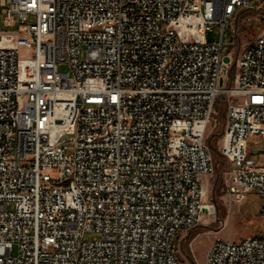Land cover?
I'll return each instance as SVG.
<instances>
[{
  "label": "built area",
  "instance_id": "1",
  "mask_svg": "<svg viewBox=\"0 0 264 264\" xmlns=\"http://www.w3.org/2000/svg\"><path fill=\"white\" fill-rule=\"evenodd\" d=\"M263 3L0 0L18 24L0 29V264H183L181 233L211 214L220 101L231 199L258 192L264 219L249 145L264 139V27L234 62L223 53L225 27ZM205 264H264V227L215 239Z\"/></svg>",
  "mask_w": 264,
  "mask_h": 264
},
{
  "label": "rangeland",
  "instance_id": "2",
  "mask_svg": "<svg viewBox=\"0 0 264 264\" xmlns=\"http://www.w3.org/2000/svg\"><path fill=\"white\" fill-rule=\"evenodd\" d=\"M3 17L4 15L0 13V29L10 32L18 29V24L12 27H5L3 25ZM35 21V16L31 15L27 23L32 24ZM236 27L238 29L237 34L234 32ZM263 27L264 3L260 10L242 11L237 20L229 22L225 27L223 53H232L234 62L236 53L247 42L258 35ZM208 37L211 41H219L220 27H210L208 29ZM233 41L234 45H232ZM60 70L66 71L67 67L62 65ZM235 74L236 70L234 69L231 75L234 77ZM223 105L220 101L215 106L213 119L216 121L212 122V130L208 136L209 146L212 144L215 148V150L210 148L213 159V172L202 178L204 201L207 203V208L210 209L211 214L202 217L198 223H202L201 225H196L181 233L178 249L183 264H205L207 248L214 238L239 241L247 236L259 233L264 227V219L260 214L261 201L258 192H249L247 199L242 203H235L231 199L228 186L231 164L229 160L222 156L219 150L221 135L217 136L218 133L224 130L225 108ZM215 123L217 126L213 129ZM249 145L253 149V155H259L264 152V139L251 138L249 139ZM85 237L91 240L99 238V234L91 232L87 233Z\"/></svg>",
  "mask_w": 264,
  "mask_h": 264
},
{
  "label": "water",
  "instance_id": "3",
  "mask_svg": "<svg viewBox=\"0 0 264 264\" xmlns=\"http://www.w3.org/2000/svg\"><path fill=\"white\" fill-rule=\"evenodd\" d=\"M224 62H226V63H229L230 62V57L228 55H226L224 57ZM221 84H223V80H221Z\"/></svg>",
  "mask_w": 264,
  "mask_h": 264
},
{
  "label": "trees",
  "instance_id": "4",
  "mask_svg": "<svg viewBox=\"0 0 264 264\" xmlns=\"http://www.w3.org/2000/svg\"><path fill=\"white\" fill-rule=\"evenodd\" d=\"M222 134V132L218 133L217 136H220ZM211 148V150H215V148L212 146V144L209 146Z\"/></svg>",
  "mask_w": 264,
  "mask_h": 264
},
{
  "label": "crops",
  "instance_id": "5",
  "mask_svg": "<svg viewBox=\"0 0 264 264\" xmlns=\"http://www.w3.org/2000/svg\"><path fill=\"white\" fill-rule=\"evenodd\" d=\"M201 224H202V223H200V224H197V225H201ZM215 239H219V238H214V240H215ZM211 240H213V239H211ZM214 240H213V241H214Z\"/></svg>",
  "mask_w": 264,
  "mask_h": 264
}]
</instances>
